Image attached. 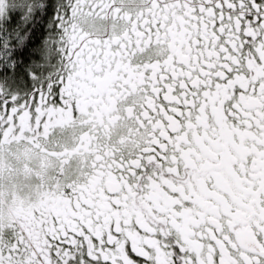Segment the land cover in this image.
Returning a JSON list of instances; mask_svg holds the SVG:
<instances>
[{"label": "snow or ice", "instance_id": "1", "mask_svg": "<svg viewBox=\"0 0 264 264\" xmlns=\"http://www.w3.org/2000/svg\"><path fill=\"white\" fill-rule=\"evenodd\" d=\"M0 264H264V0H0Z\"/></svg>", "mask_w": 264, "mask_h": 264}]
</instances>
